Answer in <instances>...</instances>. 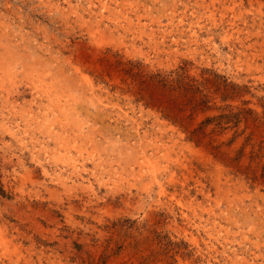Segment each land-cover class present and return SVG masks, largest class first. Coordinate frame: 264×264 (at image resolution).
I'll return each instance as SVG.
<instances>
[{"label": "rangeland", "instance_id": "obj_1", "mask_svg": "<svg viewBox=\"0 0 264 264\" xmlns=\"http://www.w3.org/2000/svg\"><path fill=\"white\" fill-rule=\"evenodd\" d=\"M0 264H264V0H0Z\"/></svg>", "mask_w": 264, "mask_h": 264}]
</instances>
